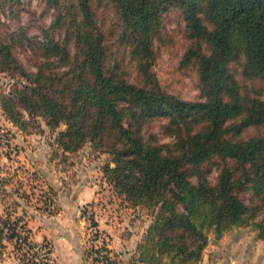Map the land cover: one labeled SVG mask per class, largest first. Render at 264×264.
Returning <instances> with one entry per match:
<instances>
[{"label":"trees","instance_id":"16d2710c","mask_svg":"<svg viewBox=\"0 0 264 264\" xmlns=\"http://www.w3.org/2000/svg\"><path fill=\"white\" fill-rule=\"evenodd\" d=\"M171 10L185 22L178 67L197 78L195 99L155 80ZM45 13L40 33L22 27L11 38L0 18V70L24 80L13 95L0 92V107L20 129L36 116L52 129L65 124L56 143L66 152L89 142L108 154L113 191L152 215L130 264H197L210 235L235 226L252 225L264 240V0H45ZM17 41L28 43L30 67ZM16 170L0 166V253L9 241L23 264H50L34 261L27 210L8 201L12 190L27 197L9 189ZM86 255L124 264L105 240Z\"/></svg>","mask_w":264,"mask_h":264},{"label":"rangeland","instance_id":"374dc122","mask_svg":"<svg viewBox=\"0 0 264 264\" xmlns=\"http://www.w3.org/2000/svg\"><path fill=\"white\" fill-rule=\"evenodd\" d=\"M44 6L45 0H0L1 28L4 34L9 38L16 37L22 27L31 34L40 33L38 25L43 22L49 23L51 20L48 13L42 14ZM98 19L99 21L106 19L101 11ZM164 21V31L170 35V39L167 45H161L160 56L154 70L155 80L169 90L195 99L200 91L197 78L190 71L183 72L178 67L186 46L182 31L185 22L177 10L167 12L164 15ZM14 50L21 62L30 67L31 52L28 43L21 44L17 41ZM23 82L19 73L12 74L0 70V92L13 95L11 90L17 85L21 86ZM25 114L29 118L27 111ZM65 126L61 124L59 128L52 129L41 116H36L30 119L27 129H20L7 118L0 107V166L3 169H9L11 174L17 168V175L12 176L13 182L9 185V189L18 187L19 192L27 197L17 199L19 194L12 190V197L8 201L11 208L16 209L17 214L23 213V209L27 210L25 216L27 221L36 209L54 212L62 208H75L80 212L79 218H83L86 231L83 251L84 256H87L86 251H90L92 245L97 246L103 244L104 240L108 241L104 230L100 226L92 225L90 214H94L98 222L102 218V223L111 224L114 228H120L119 223L122 221L132 220L135 221L133 225H139L141 231L142 223L147 219L151 223L152 215H148L146 210H139L140 207L126 206L122 198L113 191L103 172V166L109 157L107 153L95 150L89 142L75 152H66L56 143L58 131ZM154 130L163 140L168 139L162 135L159 121L156 122ZM2 174L6 172L2 171ZM216 176L217 171H214L211 177L215 179ZM94 191L97 199L91 197ZM81 194L88 200H82ZM243 196L249 198L248 193ZM14 199H17L20 205H16ZM120 209L123 211L118 214ZM127 211L129 213H126ZM96 231L100 236L93 241L92 237ZM233 236H241L244 239L248 237V241L254 243V251H247L245 244L239 243L238 245L233 242ZM31 239L34 245L36 243L47 245L42 247L43 250L33 247V251H36L34 261H49L50 264H57L50 252L53 247L49 240ZM208 246L205 254L208 249L212 259L218 258V264H263L264 261V240L258 238L252 225L235 226L221 235L212 233ZM48 248L51 249L49 252ZM45 251L47 254L44 255ZM1 258H6V256L0 253Z\"/></svg>","mask_w":264,"mask_h":264},{"label":"crops","instance_id":"0c3cea01","mask_svg":"<svg viewBox=\"0 0 264 264\" xmlns=\"http://www.w3.org/2000/svg\"><path fill=\"white\" fill-rule=\"evenodd\" d=\"M85 190L86 189H84V191ZM83 196L84 195L81 194L82 200H88ZM91 197L96 198L95 191L92 192ZM121 211H123V209H120L118 214H120ZM3 212L4 205L0 200V213ZM126 213H129V211ZM79 215L80 212L75 208H62L51 213L36 209L34 213H31V217L28 218V225L32 229L31 238L36 240H41L43 238L49 240L53 247L51 253L57 264H101L84 256L83 244L86 231L84 230V220L83 218H79ZM102 222L103 219L101 218V221L99 220V226L108 237V241L106 242L112 254H116L120 259H123L124 264H130V259L136 251L137 244L142 238L143 232L146 227L149 226L150 220L147 219L142 223V231L139 225H133L135 221L132 220L122 221L119 223L120 228H114L111 224ZM233 238V242L236 244H245V249L247 251H254V243H251L250 240L248 241V237L244 239L241 236H233ZM6 244L7 246L2 250L6 258H1L0 264H23L15 253L13 244L9 241H6ZM208 251L207 249L202 261L197 264H218V258L216 260L215 258L212 259ZM216 252L219 251L216 250Z\"/></svg>","mask_w":264,"mask_h":264},{"label":"built area","instance_id":"2783aa9c","mask_svg":"<svg viewBox=\"0 0 264 264\" xmlns=\"http://www.w3.org/2000/svg\"><path fill=\"white\" fill-rule=\"evenodd\" d=\"M43 244L42 243H37L35 244L34 248L38 249V250H43ZM47 254V251H45L44 255ZM47 256V255H46Z\"/></svg>","mask_w":264,"mask_h":264}]
</instances>
